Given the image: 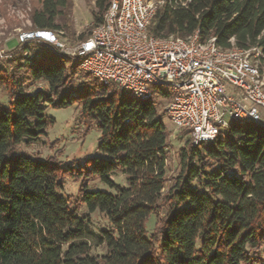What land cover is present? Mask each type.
Instances as JSON below:
<instances>
[{
    "label": "trees",
    "instance_id": "trees-1",
    "mask_svg": "<svg viewBox=\"0 0 264 264\" xmlns=\"http://www.w3.org/2000/svg\"><path fill=\"white\" fill-rule=\"evenodd\" d=\"M27 1L32 26L71 34L72 0ZM108 2L94 0L91 26L102 21ZM148 30L157 37L199 30L221 47L233 41L264 53V0H164ZM31 46L0 63V86L8 96L7 106L0 104V264H262L264 129L232 122L212 141L187 140L179 148L180 170L167 184L168 133L153 100L90 75L76 83L77 59L36 54ZM22 75L45 81L47 90L27 94ZM73 104L99 131L100 157L73 168L53 155L40 159L16 150L54 123L47 106ZM117 170L125 185L111 179ZM81 174L79 198L71 202L61 193L63 178ZM91 175L114 192L89 190ZM78 203L101 212L110 227L95 231L77 213ZM160 209L148 233L147 221ZM100 246L102 254L91 253Z\"/></svg>",
    "mask_w": 264,
    "mask_h": 264
},
{
    "label": "built area",
    "instance_id": "built-area-1",
    "mask_svg": "<svg viewBox=\"0 0 264 264\" xmlns=\"http://www.w3.org/2000/svg\"><path fill=\"white\" fill-rule=\"evenodd\" d=\"M163 3L109 0L102 21L72 46L61 30L32 26L27 12L26 27L11 38L16 48L9 50L11 39L5 40L0 60L35 43L77 59L83 73L138 99H152L155 88L165 85L170 92L159 91L167 101L166 115L176 129L189 134L191 145L214 140L232 122L264 129L261 49L238 47L233 41L221 47L214 36L202 37L199 30L185 37L154 36L148 27ZM28 54L24 50L23 55Z\"/></svg>",
    "mask_w": 264,
    "mask_h": 264
},
{
    "label": "rangeland",
    "instance_id": "rangeland-1",
    "mask_svg": "<svg viewBox=\"0 0 264 264\" xmlns=\"http://www.w3.org/2000/svg\"><path fill=\"white\" fill-rule=\"evenodd\" d=\"M7 0H0V46H3L5 40L15 38L19 28L26 27L27 12L31 5L29 1L25 0V3L21 1L5 3ZM4 2V3H3ZM14 6V7H13ZM13 7L14 11L10 8ZM94 9V0H72V7L70 11V24L72 26L71 34L66 30H62L63 34L70 41V45L76 44L75 42L81 39L80 35L89 33L92 25V10ZM17 46L16 39H11L7 42V48L9 50L15 49ZM46 48L42 45L33 43L31 50L34 53H40ZM5 60H0V63ZM264 73V62L261 60L259 67ZM89 75L78 70L75 73V82H81L89 79ZM92 77V76H91ZM22 81V89L27 94H35L37 91H45L48 85L45 81L40 80L34 82L30 79H25L24 75L20 77ZM170 92V89L165 85H158L154 90L153 103L156 108L157 114L162 118L166 131L168 133L169 145L167 148L166 156V170L168 175L167 184H170L171 179L176 175L179 170V148L187 140H190L189 134L185 131L176 129L165 112L166 98L160 94V91ZM0 104L7 106L8 96L4 88L0 86ZM45 114L54 119V123L49 125L46 130V134L41 135L38 139L24 144L21 143L16 147L17 151L23 152L29 156L44 159L47 156H55L58 162L63 167H84L85 160L91 157H100L101 153L97 150V143L99 137V131L93 122L86 121L80 114V107L73 104L64 108H54L47 106ZM224 131V130H223ZM84 174L79 176L66 175L63 178V185L61 193L65 197H70L71 202L74 199L79 198V188L84 179ZM111 179L120 185H125L126 176L121 170H117ZM198 182L194 181L193 185ZM87 188L89 190H103L114 192L106 183L102 182L97 176L91 175L87 180ZM77 213L79 215H86L92 228L95 231L110 227V224L106 217L95 210L93 212L87 211L84 205L78 203ZM164 213V209L158 210L156 213H152L147 221L148 233H151L154 229V224L158 216ZM104 249L102 246L92 249V254H102ZM262 264H264V247L260 251Z\"/></svg>",
    "mask_w": 264,
    "mask_h": 264
}]
</instances>
